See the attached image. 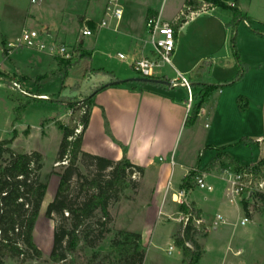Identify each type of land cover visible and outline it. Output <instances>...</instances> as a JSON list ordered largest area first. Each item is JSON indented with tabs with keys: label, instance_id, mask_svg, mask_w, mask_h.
<instances>
[{
	"label": "rangeland",
	"instance_id": "374dc122",
	"mask_svg": "<svg viewBox=\"0 0 264 264\" xmlns=\"http://www.w3.org/2000/svg\"><path fill=\"white\" fill-rule=\"evenodd\" d=\"M125 1L128 7V15L137 20L140 19L141 9H144L146 5L154 7L155 10H160V6H162L161 18L162 20H169L177 16L184 2V0ZM105 2H107V0H40L32 4L31 0H0V66L12 73L22 74L25 72L30 74L31 77H35L36 83L38 84L36 90L27 91L31 95L47 94L45 95L47 96L46 99L27 98L20 95L15 88L12 89L13 86L11 83L4 79L0 80V87H3L0 88V142L5 139H12L15 133L18 134V132H20V138L16 139L18 138L16 137V141H13L14 149H33L44 154L42 179L48 185L47 197L49 198L56 197L60 184L59 173H63L68 165V163H63L64 161L57 162L63 133L58 126L54 124V118L67 113L68 117L63 120V123L71 128L79 127V129L82 130L79 124L84 112V100L93 92L90 91L88 92L89 94L86 93L85 90L87 87H90L92 83L85 79L86 76L93 74H87L84 77L81 73V69L86 68V66L75 63L74 58L70 60L72 62V67L68 72L67 81L66 79L63 80L64 71L62 73L59 71V64L57 63L58 61H63V58L54 56L46 51H34L23 48L13 52V54L8 57L1 52V48H3L4 44L2 40L3 34H7L10 38L15 40V38L20 35L23 28H34L41 31L45 29V25H54L57 26L58 29H61V35L64 41L62 42L63 44L68 45L70 48H79L82 46L93 52L92 59L89 62V66L92 68L98 69L104 67L109 71L121 70L129 76L124 80L133 81V79L137 80L142 78L136 71L129 68L127 63H121L117 58L118 52L127 53V48L124 44L115 42L113 38L98 43L96 42L97 34L94 36L80 35V30L83 27L81 16L88 15L100 22L103 17H105L103 13ZM253 8L256 10L257 14H259L260 18H262L261 20L264 21V0H255ZM206 9L207 6L202 5L198 11L194 12L195 15L191 12L189 13L193 16V18H191L192 21H190L187 27L189 34L195 31L201 24L208 23V21L214 19L213 17L215 14L206 13ZM105 19H107L108 22L115 21V19L107 16ZM244 28H246V25L243 22L237 27L238 37L240 33L242 34L240 36L242 48L240 50L238 47L237 37V50L241 62L247 67V72L241 80V83L239 81L240 84H237V87H241L244 92L253 94L255 102L252 104L250 113V117L252 118L251 123H253L254 134L264 135V106L262 101L264 96V62L259 61V52L255 54L249 49L247 44L252 42L250 35L253 34L244 32ZM231 32L232 27L227 37L228 44L232 46ZM49 33L52 32L50 31ZM53 34L57 39V43H61V38L55 33H52V35ZM224 35V30H221L218 36L220 44L224 42ZM230 35L231 39H229ZM51 41L52 40H49V42ZM207 64L210 66L209 63H206V66ZM168 68L164 69V71L169 77L174 76L171 69ZM237 71L233 73L234 76L237 74ZM0 73L15 81L16 76L3 73L1 70ZM219 73L220 72H218V74ZM131 81L129 83H137ZM212 82L214 83L216 81ZM64 83L67 87L63 88L62 84ZM40 90L43 93H41ZM77 92L84 95L83 98L78 101L75 99L79 98H74L72 96L66 98L64 96L71 95V93L75 95ZM58 100L72 101L67 112L62 110L61 105L57 103ZM12 105L13 107L11 108ZM15 107L23 108L21 123L24 122V125H19L20 120H16L17 111L14 109ZM10 117L11 120L9 121L8 118L10 119ZM186 127L182 142L178 147L177 160H182L187 164H195L199 162L200 159V144L203 139L202 137L205 132L212 131L215 128V124H213L212 119L208 118V120H205L198 126V130L193 138V143L190 145L189 149L185 148L184 144L186 143V135L190 129L189 126ZM29 129L31 130V137H27ZM216 141L219 142L220 140L217 139L215 142ZM258 150L259 144H255L251 147L240 148V151L234 149V152L239 151V153H237L238 156L243 155V158L247 161L246 163H249V159L256 160ZM262 155L260 159L264 157V153ZM260 159H258L256 163H258ZM159 161L162 163L171 162L168 157H164L163 155L159 157ZM252 164L254 163L251 162L246 166H236L235 173L245 169V167H250ZM78 167L83 176L91 177L94 174L93 168L89 167V162L86 161L85 158H81ZM197 174V172H193L192 174L194 182L197 181ZM152 175V173H148L143 180L141 177L135 175L128 178L126 190L121 195L120 201H112L110 203L109 211L111 220L103 228V237H100L98 229L90 228L88 238L84 239V235L82 234V240L77 249L73 252H69L67 254V259L62 263H55L50 259L54 248L56 224H62L67 228H71V220L62 219L57 214L54 215L55 220H53L47 217V210L40 213L34 229V241L42 251L43 257L35 261L34 264H124L127 257L133 253L135 243L134 238L131 236V234L135 232L128 231V228H133V230L136 231L140 229L146 235L148 245L146 247L143 264H182L181 249L173 242V235L179 231L181 227L180 225L178 228L179 224L177 218L179 215L174 214L168 218V215L165 213L166 209L164 208V212L161 210L163 209L161 208V202L156 201L151 196L152 191L155 190L153 187ZM261 178L262 176L258 177L259 180ZM258 179L255 178L254 180L256 181ZM83 181L84 179L78 180L77 177L72 179L70 199L73 201H82L85 196L91 192V190H81L79 184ZM202 190L203 189L196 190L195 196L200 197ZM244 196L246 199L249 195L245 194ZM253 196L254 198H258L256 194ZM221 202L227 206L228 211L233 210L232 206L225 198H222ZM207 205L211 206L210 203ZM224 205L222 206L223 209H225ZM216 209L212 208L209 213L210 220L208 224L211 228L208 232V236L199 238L205 250L204 259L201 260L200 263L264 264V221L261 222V226H258L259 228L252 223L243 226L241 224L242 219L249 217L243 213L241 217H238L236 212H234L230 217H225L223 215L227 224H220L217 226V230H214L212 223L218 214L221 213L220 209ZM159 210H161L160 213H158ZM64 216L69 218L67 214ZM101 217V213L99 211L96 212L91 223L98 221ZM177 228L178 230L175 231ZM250 229L254 230L250 233L247 232ZM170 246L175 247L172 254L168 253ZM238 251L242 252L237 254L236 252ZM6 264H20V262L8 259L6 260Z\"/></svg>",
	"mask_w": 264,
	"mask_h": 264
},
{
	"label": "crops",
	"instance_id": "0c3cea01",
	"mask_svg": "<svg viewBox=\"0 0 264 264\" xmlns=\"http://www.w3.org/2000/svg\"><path fill=\"white\" fill-rule=\"evenodd\" d=\"M186 1L187 0H184L177 16L165 21H174L184 10L189 13L195 12H192L186 6ZM223 1L230 5L234 3V0ZM254 1L255 0H239L238 9L249 19L252 27L264 31V21L261 20L262 18H260L259 14H257L256 10L253 8ZM118 2L124 9V16L121 21L118 22L115 20L108 22V25L104 27H99L98 24L101 23L105 17L99 22L94 20L91 16L85 15L81 16L82 22L83 26H88L89 22L96 25V29L94 31L92 30V36L97 34L96 42L100 43L104 40H111L113 38L115 42L124 44L127 48V53L118 52L117 58L121 63H127L128 67L133 70V63L135 61L144 57H149L154 53L153 45L148 38L146 21L150 16L159 15L161 17L162 6H160V10H155L154 7L146 5L144 9H141L140 19L137 20L128 15V7L125 0H118ZM107 3L108 0L105 2L103 8L104 15ZM206 6V13H214V19H211L212 21H208V23L201 24L195 31L189 34L187 27L190 21H192L191 18H193V16L187 18V22L182 25L176 34V49L172 57L173 67L166 65L162 67L159 72L160 75H162L160 78L163 80L173 79L177 77L179 72L185 75L191 82L199 81L202 76L201 72L206 67V63L210 64V77L212 81H216L214 83L224 84L234 78L233 73L238 70V67L233 55L232 46L227 42L233 13L231 10L220 7H213L211 5ZM45 29H48L47 32L51 31L59 36L62 40L61 44H63L62 42L64 41L60 28L58 29V27L54 25H45ZM221 30H224L225 33L223 44L219 43L218 38ZM49 32L48 39L57 42L54 34L52 35V33ZM244 32L253 34L250 35L252 42L247 45L251 52L255 54L259 52V61L264 62V36L254 33L248 29L247 26L244 28ZM241 35L240 33V36ZM240 36L238 37V47L241 50L242 41ZM230 37L231 35L229 39H231ZM2 40L3 43H6L13 39L7 34H3ZM84 49L93 56V52L90 49ZM120 53L125 55V59L119 58L118 55ZM12 54L7 56L10 57ZM57 63L59 64V71H61V73L64 71L65 73V70L60 66V62L58 61ZM168 67L171 69L174 76L169 77L164 71V69ZM98 69H103L112 74L99 73L86 76L85 80H89L88 82L92 83V85L85 90L86 93L99 87H101V89L92 99L90 120L88 128L84 133L82 143L83 152L113 161L127 159L133 164L144 168L142 180L148 173H152L153 187L155 190L152 191L151 196L156 201L161 202V208H163L161 210L164 212V208L166 209L165 213L168 215V218L174 214L179 215L177 218L179 224L178 228L181 225L179 221L180 214L182 213L180 210L181 206L173 201L172 196L181 190L187 192L192 207L201 215L208 227H210L208 224L210 220L209 213L212 208L221 210L218 216H221L224 222H219L218 226L220 224H227L224 216L230 217L234 212H236L238 217H241L242 213L249 217L250 221L246 224H242L245 218L242 219L241 224L243 226L249 223H252L257 228L261 226V222L264 221V204L260 202L259 197L254 198V196H248L246 199L245 196L228 197V193L232 187V179L235 174L236 166H246L251 162L255 164L264 153V135L254 134L253 123H251L252 118L250 117L252 104L255 102V98L253 94L244 92L241 87H237V84H240L241 81L240 83H232L216 91H212L207 96L196 122L191 127L189 126L190 129L186 135V143H184L185 148L189 149L190 145H192L198 126L205 120H208V118L212 119L215 128L210 132H205L202 137L199 162L187 164L182 160L178 161L177 156L178 147L182 142L184 132L187 128L185 125L186 118L191 112L188 111L187 106L189 99L188 90L185 87L156 86L149 83L143 84L140 80L134 79L133 81L137 82L135 84L128 82L122 85H113L112 83L114 80H124L129 76L121 70L109 71L104 67ZM0 70L11 76H16L15 81L19 82L21 87L26 91L36 90L38 85L36 83V78L31 77L30 74L25 72L22 74L12 73L2 66H0ZM218 72H220L219 74L221 75H219ZM67 79L68 78H66V81ZM62 87H67V85L64 83ZM12 89L14 88L12 87ZM16 91L18 90L16 89ZM192 91L195 94L198 92V89L192 88ZM40 92L43 93L41 90ZM19 94L34 99V97L23 95L20 92ZM42 95L45 96L47 94L43 93ZM64 96L66 98L71 96L79 98L75 99L78 101L83 98L84 95L77 92L75 95L71 93V95ZM240 96L247 99L246 108H240L238 103ZM262 101L264 106V96ZM64 103L67 104L68 101ZM244 103L245 102H243V105ZM194 104L195 100L193 102V105ZM16 108L17 107L14 109ZM67 117V113L61 114L57 118H54L53 122L56 126H58L59 122L66 125L63 123V120L67 119ZM8 120L10 121L11 117L10 119L8 118ZM19 122V125H24V122L21 123V120ZM17 135L18 138L16 139H19L21 135L20 132H18ZM27 137H31L30 129L27 132ZM16 139L14 141H16ZM217 139L220 141L215 142ZM243 139H247V142H244ZM255 144H259L258 156L256 160L249 159V163H246L247 161L243 158V155L238 156L237 153H239L240 148L251 147ZM11 147L13 148V143ZM234 149L239 151L234 152ZM24 150L28 152L36 151L26 148H24ZM40 153L44 158V154L42 152ZM162 155L168 157L171 162H160L159 157ZM192 172H197V177L205 176L206 183L212 186L213 190H204V192L202 190L200 197L195 196V191L200 188L197 183L193 181V176L188 183H185V178ZM187 184L190 185V188L187 187ZM222 198H225L229 202L232 206V211H228L227 206L222 204ZM53 199L54 198L47 197L46 192L40 213L47 210L48 205ZM208 203H210L211 206L207 205ZM244 203H247L246 208L244 207ZM223 205L225 209L222 208ZM161 210H159L158 213H160ZM217 217L212 223L213 226L215 222L218 221ZM178 228L175 231H177ZM214 230H217V227H215ZM253 230L254 229H250L247 232L250 233ZM128 231L141 234L142 243L147 247L146 235L143 231L140 229L136 231L133 230V228H128ZM174 250L175 247L170 246L169 251L171 252L168 251V253L172 254ZM180 251L182 256L181 260L183 261V253L182 250ZM240 252L242 251L236 253L239 254ZM204 256L205 250L201 260L204 259ZM198 264L201 263L199 262Z\"/></svg>",
	"mask_w": 264,
	"mask_h": 264
},
{
	"label": "trees",
	"instance_id": "16d2710c",
	"mask_svg": "<svg viewBox=\"0 0 264 264\" xmlns=\"http://www.w3.org/2000/svg\"><path fill=\"white\" fill-rule=\"evenodd\" d=\"M204 4L232 11L233 19L230 23L232 27L231 43L238 71L234 78L224 85H216L212 83L210 68L207 65L202 70V76L199 81H190L191 87L198 89V92L194 94L195 104L186 118V126H192L196 122L207 96L212 91L239 82L244 78L247 67L241 62L237 50L238 25L243 22L251 31L264 36V31L253 28L249 19L239 11V0H234V6L223 0L186 1V6L192 12L198 11ZM186 14H189V12H186ZM187 20L186 17L180 19L176 25V32L180 30ZM89 27L93 31L96 29L94 23L89 22ZM91 59V53L87 52L84 48L79 47L76 49L75 63L86 66V68H80L84 77L87 74H112L103 69H94L89 66ZM71 63L70 60L66 59L60 62V66L65 70L63 80L68 77V72L72 67ZM3 79L9 83L12 81V79L0 73V80ZM162 80V78H154L152 81L140 82L156 86H167L161 82ZM130 81L116 79L112 84L122 85ZM100 89L101 87L94 89L92 94L84 100V112L79 124L82 127L80 133L76 134V130L79 127L71 128L60 122L58 123L59 129L63 133V138L57 162L66 160L68 165L63 173H59L60 184L57 195L48 205L46 215L53 220H55V214L62 219H70L71 228H67L62 224H56L54 248L50 256L51 261L55 263L64 262L67 259V254L77 249L82 240V234L84 235V239L88 238L90 228L98 229L100 237H103V228L111 220L110 203L112 201H120L121 195L126 190L128 178L135 174L142 178L144 174L143 167L135 165L127 159L113 161L82 151L84 133L88 128L90 120L92 99ZM65 101H68V103L65 104ZM57 102L65 112H67L68 107L72 104V101L69 100H58ZM243 102H245L244 105ZM238 103L240 108H246L247 99L240 96ZM22 109V107L16 108V120L18 121L22 118ZM16 137L17 134L15 133L12 139H5L0 142V264H6V260L8 259L20 262V264H34L35 261L43 257L42 251L34 241V229L48 185L42 180L43 155L38 151L28 152L13 149L11 145ZM243 141L247 142V139H243ZM81 158H85L89 162V167L93 168L94 174L91 177L81 174L78 167ZM246 168L252 170L256 179L261 176L263 179L264 157L258 163ZM192 174L193 172L185 178V183L191 180ZM75 177L78 180L84 179L79 184L81 190H91L79 202L70 199L72 179ZM187 187L190 188V185L187 184ZM255 194L258 195L260 201L264 204V193H252L249 196ZM244 207H247V203H244ZM180 210L182 213H186L188 208L181 206ZM98 211L101 213V219L91 223V220ZM66 213H68L69 218L64 216ZM131 236L135 240L134 249L124 264H143L146 247L142 243V236L138 233H132ZM207 236L208 232L198 231L190 223L184 230L183 224H181L179 231L173 235V239L175 245L182 250V264H198L200 262L204 254V248L199 238ZM188 243L193 248L189 247Z\"/></svg>",
	"mask_w": 264,
	"mask_h": 264
},
{
	"label": "built area",
	"instance_id": "2783aa9c",
	"mask_svg": "<svg viewBox=\"0 0 264 264\" xmlns=\"http://www.w3.org/2000/svg\"><path fill=\"white\" fill-rule=\"evenodd\" d=\"M40 0H31L32 4L39 2ZM206 6V4H204ZM234 6V3L232 4ZM205 11V10H204ZM206 12V11H205ZM193 15L194 12L192 13ZM110 17L116 21H121L124 16V9L119 4L118 0H108L105 8V17ZM191 14H186L182 11L180 15L172 22L162 20V18L157 16L148 17L147 32L148 38L153 45L154 53L149 57H144L138 59L133 63V70L136 71L142 78L154 79L160 78V70L164 66L173 67L172 57L176 49V25L182 17L189 18ZM108 25L107 19H104L98 24L99 27H104ZM82 36H92L93 31L89 26H83L80 30ZM49 34L46 29L41 31L34 28H24L20 35L15 38V40L6 42L3 44L2 52L6 55L12 54L18 49H30L34 51H46L54 56H60L66 60H72L76 57V49L70 48L69 46L61 43H57L52 40L49 42ZM120 59H125V55L120 53ZM171 82L172 87H185L189 92L188 99V111H191L194 102V93L190 84V80L182 73L177 74V77L173 79H167ZM13 88L17 89L21 94L46 99L47 96L44 95H31L27 91L23 90L22 87L16 81H11ZM82 128V127H81ZM81 130L78 128L76 134L80 133ZM63 163H68L66 160ZM58 165V164H57ZM136 176V174H135ZM255 174L251 169H242L238 173H235L232 179V187L228 193V197H242L245 194L252 193H264V179L254 180ZM197 185L200 189L212 191L213 187L208 185L205 181V176L196 178ZM172 199L175 203L180 206H185L188 208L186 213L180 214V223L183 224V230L190 223L196 230L209 232L211 227L206 226L204 219L199 213L195 211L192 207L191 202L188 198L186 191L181 190L173 194ZM68 215V213H66ZM218 221L215 222L214 228L218 226L219 222H224L221 216H218ZM249 218H245L242 224L248 223ZM189 247L193 248L189 243ZM171 252V251H169Z\"/></svg>",
	"mask_w": 264,
	"mask_h": 264
},
{
	"label": "water",
	"instance_id": "95a60500",
	"mask_svg": "<svg viewBox=\"0 0 264 264\" xmlns=\"http://www.w3.org/2000/svg\"><path fill=\"white\" fill-rule=\"evenodd\" d=\"M137 80H140V81H152L153 79H147V78H139ZM163 84H166L167 86H170L172 87L171 85V82L167 81V80H162L161 81Z\"/></svg>",
	"mask_w": 264,
	"mask_h": 264
},
{
	"label": "bare ground",
	"instance_id": "6f19581e",
	"mask_svg": "<svg viewBox=\"0 0 264 264\" xmlns=\"http://www.w3.org/2000/svg\"><path fill=\"white\" fill-rule=\"evenodd\" d=\"M39 233V232H38Z\"/></svg>",
	"mask_w": 264,
	"mask_h": 264
}]
</instances>
